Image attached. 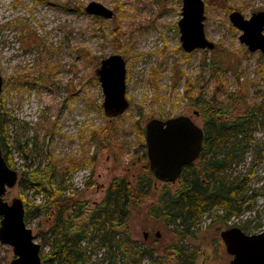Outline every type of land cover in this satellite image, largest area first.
Segmentation results:
<instances>
[{
	"label": "rangeland",
	"instance_id": "1",
	"mask_svg": "<svg viewBox=\"0 0 264 264\" xmlns=\"http://www.w3.org/2000/svg\"><path fill=\"white\" fill-rule=\"evenodd\" d=\"M203 1L204 31L216 49L187 53L178 25L182 0H0V73L4 79L0 97L8 119L0 127V141L5 139L13 169L20 175L4 199L9 203L22 199L29 214L43 207L39 217L27 222L42 247L43 264L68 262L52 255L59 237L58 232L49 231L54 206L48 195L25 189L21 174L42 171L46 164L55 165L57 173L79 164L64 196L77 195L92 210L102 202L114 178L125 176L135 182L134 175L147 155L149 121L188 116L204 129L205 109L188 97L204 94L210 100L214 96L219 82L212 71L217 63L222 82L217 106L222 105L232 120L259 108L249 128L253 142L243 161L232 162L219 174L240 184L238 212L228 217L225 209L214 208L190 222L188 231L179 220H156L149 217V206L166 192L165 196L175 194L183 187V179L175 183L155 179L152 195L133 208L127 232L116 234V240L128 233L131 240L146 244L151 254L144 256L142 264H230L223 231L238 227L249 235L264 232V57L241 43L242 31L229 18L237 11L249 19L264 11V0ZM91 2L112 10L114 16L88 14L85 8ZM112 55L125 61L130 104L116 118L105 115L96 75L101 61ZM103 129L108 149L92 141L94 132ZM65 219H69L67 214ZM84 220L75 219L73 227L85 226ZM89 232H95L94 227ZM78 246L85 250L86 264H123L118 250L112 249L110 257L99 238H86ZM175 248L184 255L178 257ZM14 259L13 248L0 243V264Z\"/></svg>",
	"mask_w": 264,
	"mask_h": 264
},
{
	"label": "trees",
	"instance_id": "2",
	"mask_svg": "<svg viewBox=\"0 0 264 264\" xmlns=\"http://www.w3.org/2000/svg\"><path fill=\"white\" fill-rule=\"evenodd\" d=\"M215 49L214 47L212 52ZM219 69V64H215L212 76L216 77L219 86L210 100H205L204 94L202 97H188L193 105H200L205 109L203 129L205 140L201 156L194 164L185 167L181 176L183 187L180 190L175 194L168 193V196H165L167 192L164 193L156 204L149 206V217L156 220L163 219L166 222L179 220L185 231L190 229V222L201 218L214 208L225 209L228 217L238 212L235 206L239 201L241 186L234 181L229 182L224 177H219V174L226 170L232 162L243 161L249 145L253 142L249 128L254 123L259 108H254L245 118L233 120L229 118L222 105L220 108L217 106L220 103L217 98L218 94L222 92V82L218 77L221 73ZM7 122L4 102L0 97V127H4ZM105 133L106 129L94 132L92 141L108 149L109 144L105 141ZM0 146L8 166L14 168L11 150L7 148L5 139L0 141ZM144 148L146 149L147 146ZM209 154H211L210 157ZM146 156L144 153L145 163L140 172L134 175L135 182L125 176L114 178L102 202L92 210L87 209L85 203L78 201L77 195L73 194L67 198L64 196L69 189L66 184L70 180V175L79 164L73 163L69 168L58 173L55 165L46 164L42 171L35 169L21 174L23 187L27 190H35L37 195H48L49 203L55 208L49 228L53 235H56V232L59 234L53 246V258L63 257L68 264H86L85 250L79 249L78 245L86 238L91 241L99 238L102 246L109 248L110 257L113 255L112 249H116L120 253L123 264H142L144 256L151 254L146 244L131 240L128 233H125L124 239L116 240V238L117 235L124 233L123 230L126 231L133 208L141 205L154 191L155 178L150 171L149 160L147 161ZM96 157L97 155L92 157L91 161H94ZM198 162L199 165H196ZM133 165H135L134 162L131 163V168ZM42 209L43 207L39 206L30 214L26 211V223L30 219L39 217ZM66 214L69 216L67 220L65 219ZM78 218H84L86 225L73 227V221ZM95 221L98 223L96 224ZM91 227H94L95 232H89ZM175 250L178 257L182 255V250L176 248ZM43 259L44 257L41 256L42 261Z\"/></svg>",
	"mask_w": 264,
	"mask_h": 264
},
{
	"label": "water",
	"instance_id": "3",
	"mask_svg": "<svg viewBox=\"0 0 264 264\" xmlns=\"http://www.w3.org/2000/svg\"><path fill=\"white\" fill-rule=\"evenodd\" d=\"M182 17L178 22L182 48L187 53L194 50H213L204 31L205 3L203 0H182ZM90 15L111 19L112 10L100 3L91 2L86 8ZM233 26L242 31L240 41L252 53L261 52L264 57V11L253 13L246 19L234 11L229 15ZM96 75L101 84L103 109L109 118L122 116L130 104L126 98V64L120 55H112L101 61ZM4 79L0 73V95ZM147 156L154 178L163 183H175L185 167L194 164L203 151L205 134L188 116L168 120L152 119L145 128ZM19 183V173L4 159L0 146V243L13 248L15 259L10 264H43L41 245L35 241L33 230L28 227L22 199L11 203L4 199L9 189ZM221 239L230 264H264V232L249 235L235 227L223 231Z\"/></svg>",
	"mask_w": 264,
	"mask_h": 264
},
{
	"label": "flooded vegetation",
	"instance_id": "4",
	"mask_svg": "<svg viewBox=\"0 0 264 264\" xmlns=\"http://www.w3.org/2000/svg\"><path fill=\"white\" fill-rule=\"evenodd\" d=\"M184 169H185V168H184ZM183 171H184V170H183ZM19 178H20V175H19ZM178 180H179V179H178ZM178 180H177V181H178ZM234 228H235V227H234ZM146 238H147V236H145V239H146ZM231 257H232V256H231ZM230 263H231V262H230Z\"/></svg>",
	"mask_w": 264,
	"mask_h": 264
}]
</instances>
